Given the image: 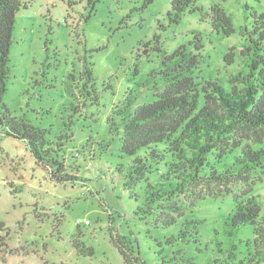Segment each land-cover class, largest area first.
<instances>
[{"label":"rangeland","instance_id":"rangeland-1","mask_svg":"<svg viewBox=\"0 0 264 264\" xmlns=\"http://www.w3.org/2000/svg\"><path fill=\"white\" fill-rule=\"evenodd\" d=\"M23 2L28 7L16 16L4 103L13 117L40 130L51 155L38 162L29 143L8 136L9 127L0 122V223L7 229L0 231V264H126L115 243L128 246L129 258L137 253L145 264H264L254 228L226 226L235 208L232 194L198 201L172 227L158 211L145 214L148 183L160 178L152 173L149 180L130 182L134 159L122 153L123 133L109 123L130 92H139L136 106L154 100L156 81L145 84L159 70L163 53L153 47L172 53L192 41L194 31L205 45L201 78L229 85L234 66L224 58L239 53L245 42L238 28L243 5L262 10L264 0L229 1L237 25L229 38L202 21L203 11L217 0H196L203 11L171 26L172 0L146 7L144 0ZM155 37L159 46L148 44ZM51 158L64 161L75 178L53 180L46 166ZM254 181L264 213V172ZM184 230L185 242H167ZM78 231L94 255L74 247Z\"/></svg>","mask_w":264,"mask_h":264},{"label":"trees","instance_id":"trees-1","mask_svg":"<svg viewBox=\"0 0 264 264\" xmlns=\"http://www.w3.org/2000/svg\"><path fill=\"white\" fill-rule=\"evenodd\" d=\"M155 1L144 0V6ZM229 1L217 0L204 12L196 0H172L167 13L169 25H179L186 15L203 11L202 21L209 23L212 32L229 38L237 32L234 15L227 10ZM27 7L23 0H0V122L9 127L8 136L28 142L35 158L43 162V156L51 155L43 134L26 120L13 117L4 103L16 16ZM243 16V24L238 27L245 38L242 49L224 58L227 66H234L229 85L215 77L201 78L205 45L202 34L194 31L193 40L172 53L163 52L161 46L153 47L163 53L159 70L145 84L150 86L152 80L156 81L154 100L136 106L139 92H130L109 123L117 134L121 129V151L134 159L130 182L148 179L146 175L152 173L160 178L155 185L148 183L152 190L147 191L145 214L158 211L166 216V226L172 227L186 215V208L198 201L232 194L235 208L226 226L230 231L252 226L260 254L264 251V213L253 187L255 175L264 172V148L258 147L264 143V9L245 3ZM154 42L159 46L158 37L148 44ZM86 75L93 78L92 70L87 69ZM46 161L51 163L46 166L53 180L67 182L75 178L67 173L64 161ZM0 231H7L3 223ZM187 234L181 231L167 242H185ZM82 235L78 231L74 247L94 255V250L80 241ZM115 246L126 264H145L137 253L129 258L128 246Z\"/></svg>","mask_w":264,"mask_h":264}]
</instances>
